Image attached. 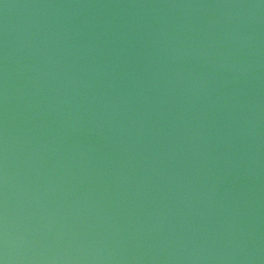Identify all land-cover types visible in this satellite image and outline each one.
<instances>
[{"label": "water", "instance_id": "obj_1", "mask_svg": "<svg viewBox=\"0 0 264 264\" xmlns=\"http://www.w3.org/2000/svg\"><path fill=\"white\" fill-rule=\"evenodd\" d=\"M0 264H264V0H0Z\"/></svg>", "mask_w": 264, "mask_h": 264}]
</instances>
